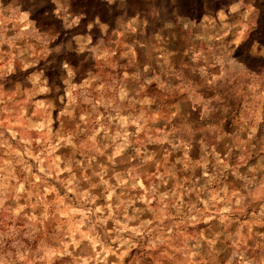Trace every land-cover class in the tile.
Segmentation results:
<instances>
[{"label": "clouds", "instance_id": "9594fccd", "mask_svg": "<svg viewBox=\"0 0 264 264\" xmlns=\"http://www.w3.org/2000/svg\"><path fill=\"white\" fill-rule=\"evenodd\" d=\"M254 31L264 0H0V264H264Z\"/></svg>", "mask_w": 264, "mask_h": 264}, {"label": "rangeland", "instance_id": "374dc122", "mask_svg": "<svg viewBox=\"0 0 264 264\" xmlns=\"http://www.w3.org/2000/svg\"><path fill=\"white\" fill-rule=\"evenodd\" d=\"M117 40H119V38H117ZM253 42H259L261 44H264V33H261L259 31L251 32L247 37V42L245 43L244 48L250 47ZM128 43L129 41H125V44H128ZM4 119H8V117L5 116ZM132 255L133 257H135V256H138L139 253L134 252ZM126 264H132V261H126Z\"/></svg>", "mask_w": 264, "mask_h": 264}]
</instances>
